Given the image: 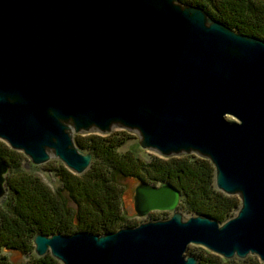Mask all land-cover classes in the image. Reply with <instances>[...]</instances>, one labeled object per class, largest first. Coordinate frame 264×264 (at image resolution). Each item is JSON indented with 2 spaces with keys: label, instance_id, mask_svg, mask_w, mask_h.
<instances>
[{
  "label": "water",
  "instance_id": "1",
  "mask_svg": "<svg viewBox=\"0 0 264 264\" xmlns=\"http://www.w3.org/2000/svg\"><path fill=\"white\" fill-rule=\"evenodd\" d=\"M115 129L161 157L211 161L217 188L241 200L237 216L187 219L177 188L140 182L137 214L171 218L105 235L38 234V257L197 264L186 256L193 244L264 262V40L180 0H0V140L34 164L53 156L83 174L93 154L75 134ZM8 172L0 158V199Z\"/></svg>",
  "mask_w": 264,
  "mask_h": 264
},
{
  "label": "trees",
  "instance_id": "2",
  "mask_svg": "<svg viewBox=\"0 0 264 264\" xmlns=\"http://www.w3.org/2000/svg\"><path fill=\"white\" fill-rule=\"evenodd\" d=\"M194 6L242 35L264 40V2L204 0ZM130 139L125 131L109 137L76 136L77 146L93 154L90 169L76 177L59 165L54 170L64 177L63 187L56 191L40 177L21 169L26 160L22 154L0 144V158L7 162L11 172L6 178L10 198L0 202L1 250L22 253L28 258L24 264H61L51 254L37 256L36 235H105L135 227L124 223L119 179L135 178L154 186L173 185L180 192L177 211L188 218L206 216L223 225L236 217L241 201L217 189L211 161L190 155L169 159L153 156L146 162L132 151L119 152ZM187 256L195 257L197 264H246L228 261L207 250L190 251ZM0 264L14 263L3 256Z\"/></svg>",
  "mask_w": 264,
  "mask_h": 264
},
{
  "label": "rangeland",
  "instance_id": "3",
  "mask_svg": "<svg viewBox=\"0 0 264 264\" xmlns=\"http://www.w3.org/2000/svg\"><path fill=\"white\" fill-rule=\"evenodd\" d=\"M180 1L185 2V3H190V4H193V5H195V3H204V0H180ZM257 1L264 2V0H257ZM227 119L229 121H231V122L237 121L233 117H227ZM122 131H125V130L115 129L112 133L104 134V135L97 134V133L75 134V137L76 136L88 137L89 135L101 136V137H109V136H113L116 133H120ZM125 132H127V133H129L131 135V139L119 150V152L125 153V152L132 151V152L136 153L138 155V157H140L141 159H143L146 162H150L152 160L153 156H158V157L163 158V159H169V158L161 157V156H159L158 154H156L154 152L142 149L140 147V144H139L138 135L135 134V133H131L129 131H125ZM0 144H3L5 146H7V148L13 150L3 140H0ZM14 151H16V150H14ZM16 152L19 153V154H22L25 157V159H26L24 161V163H22V168L21 169L26 171V172L33 173L36 176L40 177L45 182V184L48 185L53 191H56L57 189H61L63 187L62 178H64L60 174V172L58 170H54L55 168L59 169L60 166H63L72 175H74L76 177L83 176L90 169V167H89V169L85 173L77 174V173L73 172L71 169H69V167L67 168V165L63 161H61V160H59L57 158H54V157H52L51 160L49 162L45 163V164L37 165V164L32 163L31 159L28 156H26L25 153L20 152V151H16ZM184 156H190V155H184ZM181 157H183V156H181ZM197 157H199V156H197ZM170 158H173V157H170ZM174 158H180V157H174ZM199 158H201V157H199ZM9 174H11L10 171L6 175V178H8ZM118 184L120 186H122V195H121V200H120V206H121V209H122V213L124 215V223L126 225H132V226L136 227V226H138V225H140L142 223H146V222H149V221L166 220V219L171 218L173 216V214L177 211V210L176 211H152L149 214H147V215H145L143 217H140L137 214V212L135 210V207H134L135 189L140 184V181L138 179H135V178L119 179V183ZM7 190L8 189H7V184H6V191ZM232 197L239 198L238 196H232ZM6 198H10V194L8 193V191H7L6 195H5V197L0 199V202H2V200L6 199ZM238 212L239 211L236 212V216H237ZM184 217L189 219L187 216H184ZM202 250H207V249L204 248V247L198 246V245L191 244L188 247V250L186 252V256L189 255L190 251H193L195 253H199V251H202ZM207 251H209V250H207ZM3 256L8 257L14 264H24L28 260V258L26 256H24L22 253L17 252V251L4 253L3 250H0V257H3ZM187 257H189V256H187ZM57 261H59V260H57ZM228 261H235V262H238V263L239 262H243V263H246V264H257V263L264 264V262L261 261V258L259 256H255V255H249L246 259H239L238 257H235L234 259H229ZM59 262L61 264H64L62 261H59Z\"/></svg>",
  "mask_w": 264,
  "mask_h": 264
},
{
  "label": "bare ground",
  "instance_id": "4",
  "mask_svg": "<svg viewBox=\"0 0 264 264\" xmlns=\"http://www.w3.org/2000/svg\"><path fill=\"white\" fill-rule=\"evenodd\" d=\"M50 155L52 156L53 154H50ZM52 157H53V156H52ZM52 157H51V158H52ZM50 160H51V159H50ZM50 160H49V161H50ZM49 161H48V162H49ZM46 163H47V162H46Z\"/></svg>",
  "mask_w": 264,
  "mask_h": 264
}]
</instances>
